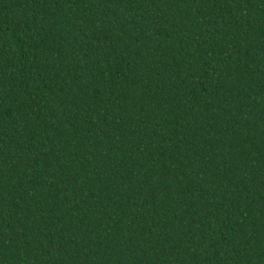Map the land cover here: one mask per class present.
I'll return each mask as SVG.
<instances>
[{
  "label": "trees",
  "instance_id": "obj_1",
  "mask_svg": "<svg viewBox=\"0 0 264 264\" xmlns=\"http://www.w3.org/2000/svg\"><path fill=\"white\" fill-rule=\"evenodd\" d=\"M0 264H264V0H0Z\"/></svg>",
  "mask_w": 264,
  "mask_h": 264
}]
</instances>
